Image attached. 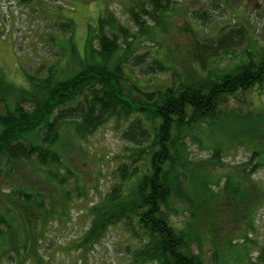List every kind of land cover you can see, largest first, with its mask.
Instances as JSON below:
<instances>
[{"label":"trees","instance_id":"1","mask_svg":"<svg viewBox=\"0 0 264 264\" xmlns=\"http://www.w3.org/2000/svg\"><path fill=\"white\" fill-rule=\"evenodd\" d=\"M177 1L144 0L127 8L135 30L130 20L126 26L118 15L101 18L89 34L79 69L76 61L72 69L60 71L44 64L35 75L26 72L27 86L0 77V185L11 181L2 188L0 198V264L8 258L20 259L21 264L48 262L37 248L48 236V226L55 222L70 227L76 196L84 199L88 189L98 188L93 173L78 182L68 158L74 150L83 154L85 143L113 120L126 123L121 132L126 151L115 159L110 191L89 210V228L75 244L79 252L96 249L111 227L123 225L134 239L127 246L131 264H211L210 251L205 250L209 235L215 247L213 260L218 263L220 251L229 252L225 235L229 230L218 229L219 225L227 222L230 229L240 227L227 219L222 222L225 211L237 216L239 224L245 221L248 234L257 231V219L264 210V183L256 178L264 169V106L259 111L247 109L243 105L247 101L239 97L256 90L264 95V48L259 55L244 50L247 60L227 70L229 64L223 63L232 62L241 50L230 48L235 35H245L243 29L224 24L208 42H199L196 36L200 51H195L196 43L178 47L180 52L208 54L196 61L201 73L187 74V82H181L165 59L141 54L134 45L143 35L161 42L155 27L163 23L167 7ZM206 6L188 14L198 27L202 21L214 20L212 7L221 8L218 0ZM187 13L180 14L189 22ZM55 26L72 30L69 23ZM60 59L55 62L59 64ZM212 65V72L205 75ZM46 67L49 75L45 74L48 69L43 73ZM168 70L176 73L170 85L156 79ZM148 76L154 77L157 89L138 92L134 82ZM237 101L239 105L230 109L231 102ZM196 144L211 150V156L194 158L192 146ZM236 148L245 149L248 160L227 170L224 157ZM27 164L37 177L28 170L22 172ZM212 166L219 171L212 173ZM75 180L77 185L72 186ZM216 213L221 218L214 219ZM52 215L48 224L47 217ZM180 216L187 218L183 228L173 220ZM43 218L48 225L40 232ZM201 226H208V232ZM252 242L255 249L258 243Z\"/></svg>","mask_w":264,"mask_h":264},{"label":"rangeland","instance_id":"2","mask_svg":"<svg viewBox=\"0 0 264 264\" xmlns=\"http://www.w3.org/2000/svg\"><path fill=\"white\" fill-rule=\"evenodd\" d=\"M212 1L215 0H178L168 6L163 18L161 17L163 23L155 27V31L162 35L161 42L158 41V38L153 39L143 35L134 44L139 53L149 52L155 59H165L164 61L168 63L167 66L177 71L180 81L187 82V74L201 73L200 65L196 61L202 56L208 57V54L201 55L199 52H195L193 55L187 53L188 49L180 52L178 47L192 46L196 43L195 51H200L202 46L196 41V36L199 37V42H204V40L208 42L210 38L217 37L220 28L226 24V26L243 29L246 32L242 31L245 36L235 35V39H233L235 42L231 43L232 47L230 48L231 50L237 48L239 51L241 47V50L234 55L232 62L225 61L223 63V66L229 64L227 70L232 71L247 60L243 53L244 50H251L254 51L253 55H259L258 51L264 48V0H218L221 8L213 10L214 7H212L210 9L214 20L209 24L202 21L198 27L199 25H195V21L189 18V12L203 6L205 8ZM142 2L144 0H31L22 4L21 0H0V77L27 86L26 72L35 75L38 68L44 64L50 66L49 68L55 66L60 71L61 69H72L74 61H76L75 67L79 69L81 59L86 57L89 34L99 26L100 19L112 13L118 15L126 26H130L132 20L127 14V10L137 7ZM173 12H177L174 18ZM180 13H187L185 15L192 22H188ZM243 14L248 17L244 18ZM116 20L119 21L117 18ZM60 23L72 24V30H64L55 26ZM131 27L134 30L137 29L133 22ZM164 27H166V31H164ZM226 28L227 32L231 31L228 27ZM63 48L66 52L58 53ZM173 49L176 51L172 52ZM60 57L59 64H57L55 61ZM212 67L213 65L209 68L210 70L204 72L205 75L212 72ZM47 69L46 67L43 73ZM126 69L133 68L126 66ZM49 73L48 69L45 74L49 75ZM68 74H71V70ZM174 75L176 73L173 70H168L166 73H161L156 79L170 85L174 81ZM153 78L148 76L135 81L134 85L139 90L138 92L145 93L156 90ZM239 99L247 101L243 105H247V109L253 111H259L264 106V95H260L257 90L248 95H241ZM234 105H239V102H231L229 108L232 109ZM125 124L124 121L117 124L116 120H113L85 143L83 154H79L80 150H74V153L70 154L69 165L79 175L76 180L83 183V179L84 181L86 178L89 179L90 174L93 173L98 179L96 180L98 188L97 190L93 187L88 189L84 199H79L76 196L75 220L70 227L66 228L65 224L58 226L55 222H49L53 215L47 217L48 224L51 223L47 228L48 236L44 237L42 244L37 246L42 249L43 256L48 259V262H43L44 264H131L127 246L132 245L134 239L125 231L123 225L111 227L105 233L103 242L99 243L96 249H90L88 253L79 252V247L75 245L77 237L89 228L91 223L89 210L110 191L112 181H114V177L110 173L115 169L118 161L115 159L123 154L127 147L121 137ZM192 152L193 157L198 160L208 159L212 154L211 150L201 147L200 144L193 145ZM226 155L223 161L226 163L225 169L227 170H230V167L227 166H236L245 162L249 156L242 148L231 150ZM216 166L220 167V165ZM25 167L26 165L23 168ZM29 167L30 164H27L22 172L25 173L28 170L29 173H33L37 177V174ZM218 171L213 167L212 173ZM222 173L223 171H221ZM27 177L34 181L31 176ZM256 178L264 183V169L256 174ZM76 180L72 182V186L77 185ZM25 181L27 182V179ZM7 183L9 186L11 181ZM7 185H0V198L2 197V188L8 187ZM92 185L93 183H90L88 186ZM40 190L45 191L43 187ZM2 207V201H0V209ZM224 215H226V211L222 214V218L219 213H216L214 219L221 218L222 222H226L227 219L232 225L236 223L240 227L230 229L227 222L223 223V226L219 225L218 229L225 226V230H229L225 233L229 252L222 253L220 251L218 263L213 260L215 247L212 245V235H209V240L205 243V250L210 251L209 262L211 264H223L226 261L227 264H264V254L259 257V252L264 251V210L259 213L257 231H254L253 234H248L245 221H240L239 224L236 221L237 216L227 214V218H223ZM45 220L46 218H43L38 224L40 232L44 225H48ZM173 220L178 228L186 226L187 218L182 220V216H180L173 217ZM194 225L196 226V222ZM201 227L202 230L208 232V226ZM223 232L224 230H222ZM252 241L258 243L255 249ZM194 249L196 250V247ZM222 255H226L224 259ZM6 264L21 263L20 259L13 261L8 258ZM26 264H32V262Z\"/></svg>","mask_w":264,"mask_h":264}]
</instances>
